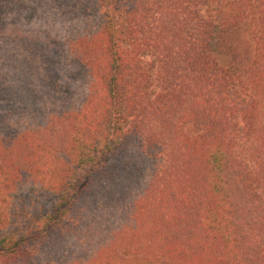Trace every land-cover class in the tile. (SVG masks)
Returning a JSON list of instances; mask_svg holds the SVG:
<instances>
[{"label": "trees", "instance_id": "obj_1", "mask_svg": "<svg viewBox=\"0 0 264 264\" xmlns=\"http://www.w3.org/2000/svg\"><path fill=\"white\" fill-rule=\"evenodd\" d=\"M30 1L0 0V264H264V0H54L91 10L73 53L33 32L55 21ZM42 66L61 95L36 122ZM139 167L168 175L146 212Z\"/></svg>", "mask_w": 264, "mask_h": 264}, {"label": "rangeland", "instance_id": "obj_2", "mask_svg": "<svg viewBox=\"0 0 264 264\" xmlns=\"http://www.w3.org/2000/svg\"><path fill=\"white\" fill-rule=\"evenodd\" d=\"M28 2V4H31L30 0H26ZM46 2L45 5L42 6V9L40 10L39 13H41L42 11H44L47 14V17L53 19L55 22H47L45 25H42L41 23V29L38 27H34L33 32L34 31H42V33H44L45 35L48 34V36H52L51 38H53L54 40H56L59 45H58V50H64L65 52H70L73 53V50H75V46L71 44V41L69 39L70 34L76 29V25L77 23L80 21L81 16H83V19H86L88 13H90V8L87 11V13H83L80 10H76L78 16H76V14L73 16L70 15L69 13H66L64 9V7L62 6V3L60 4V6H55L54 5V0H44ZM83 1V5L85 4L88 7L87 1L89 2V0H82ZM73 2V1H72ZM37 4V0H35V6ZM19 12H17L16 8L14 7L13 10H8L6 12V17L4 19H6V33L3 35V38H9V39H13V40H17L15 36H12V32L15 31V28L9 23L10 20L9 18L14 17L15 15H17ZM56 18H54V16ZM163 15V12L158 14V18H161ZM42 17V16H41ZM46 17V18H47ZM92 23V22H90ZM12 30V32L6 37V34L8 33L9 30ZM26 30V29H23ZM263 35H264V25H263ZM150 41V40H149ZM153 41H158L157 37L153 38ZM1 42H4L3 40ZM0 46L3 47V43L0 44ZM8 55L12 54V52L6 51ZM4 54H1L0 59V65L1 64H6L7 65V69L9 70H3L0 72V76L5 80L7 79L8 81H11L8 79L11 78L13 80V78L11 77V70H10V64L9 61H16V57L15 56H10L5 62V58L3 56ZM153 59V57H152ZM151 59V60H152ZM40 60H36V62H34V65H36L38 68H40ZM87 70V68H84V72ZM37 74V72H36ZM42 74V80L44 82H47L48 78L47 77V72H45L44 67L42 66V73L37 74L35 76H32L33 78H31V76L25 80L24 82L26 83V88L25 90L28 91V94L32 95L33 100L35 101V104L37 105L36 107H30L29 110H27V113L29 114V116H31L32 118L30 119H35L36 122L38 121H42V117L44 119V117L46 118L49 114L51 113H57L56 109H59L58 107V102L56 101V98L58 97V95L60 94L61 91V82L60 80H57V83L54 86H47L48 88H43L44 85L41 84L40 82V76ZM16 81H18V78H15ZM50 81V78H49ZM51 85V84H50ZM30 90V91H29ZM48 91H51V94H48ZM242 124V120L240 121ZM243 125H246V123H244ZM253 140L254 137H253ZM236 145L238 146L239 152H238V157H237V163H241L243 165V163L252 168L255 169L256 166L258 165V160L255 157V154H252V150L254 148H256L258 150L259 153H261V155L263 156V150L262 149H258L259 147H263V145H261L258 141H238L236 143ZM255 153V152H254ZM163 159L158 160L157 161V167H159V170H161L160 173L165 172L166 170V166H167V162L166 159H164V157H162ZM152 162H149V164H147L149 167L152 165ZM144 163L140 164V166H143ZM236 167L239 169V166L236 164ZM245 168V166H243ZM141 168L139 167V169L137 170H133V173L135 176H133L134 178L132 179V181L136 182L137 184V189H140V187L145 186L144 189L147 188V186H149V191L147 193H145L143 191V193H141L140 195V199L139 198H135L136 202H142L141 206H142V210L144 212H146L148 209L153 208V205H151L152 203L154 204V198L156 196L162 197V189L161 187L164 186V183L166 182L167 176L168 175H155L150 172V175H145L142 171H140ZM239 173H241L240 175H242L243 170H239ZM246 174V173H245ZM244 174V175H245ZM241 179H239L240 182H244V178L240 177ZM150 184V185H149ZM149 197V198H148ZM134 201V203H135ZM95 229V228H94ZM106 226L102 225L100 226L99 229H95L98 230L100 233V236H103L106 233ZM59 247V246H58ZM49 251V249L47 250ZM46 251V252H47ZM64 252H68L69 248H64L63 250ZM62 253V251L60 252ZM54 255V252L52 253ZM70 253H67V259L69 257ZM67 259H64L63 263H67ZM70 259V258H69ZM46 261V260H44Z\"/></svg>", "mask_w": 264, "mask_h": 264}]
</instances>
